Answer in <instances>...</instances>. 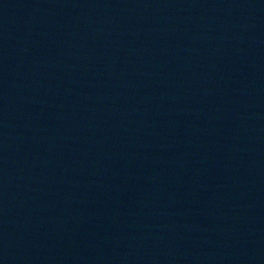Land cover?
Masks as SVG:
<instances>
[{
	"label": "water",
	"instance_id": "obj_1",
	"mask_svg": "<svg viewBox=\"0 0 264 264\" xmlns=\"http://www.w3.org/2000/svg\"><path fill=\"white\" fill-rule=\"evenodd\" d=\"M0 264H264V0H0Z\"/></svg>",
	"mask_w": 264,
	"mask_h": 264
}]
</instances>
